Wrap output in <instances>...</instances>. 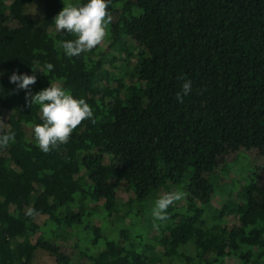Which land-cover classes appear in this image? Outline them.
Segmentation results:
<instances>
[{
	"label": "trees",
	"instance_id": "1",
	"mask_svg": "<svg viewBox=\"0 0 264 264\" xmlns=\"http://www.w3.org/2000/svg\"><path fill=\"white\" fill-rule=\"evenodd\" d=\"M36 1L38 22L25 13ZM63 2L0 0V135L15 133L0 147V264H32L38 249L56 264H264L260 175L235 181L240 202L210 209L211 178L230 155L256 153L264 173V0H110L106 38L124 42L126 62L130 42L138 48L132 73L99 46L64 55L58 41L74 36L53 22ZM13 72H35L33 95L57 84L84 98L95 122L41 152L27 134L39 106ZM185 79L192 91L178 103ZM172 187L184 193L174 214L144 232L149 194ZM119 189L132 196L125 214L108 203Z\"/></svg>",
	"mask_w": 264,
	"mask_h": 264
},
{
	"label": "clouds",
	"instance_id": "2",
	"mask_svg": "<svg viewBox=\"0 0 264 264\" xmlns=\"http://www.w3.org/2000/svg\"><path fill=\"white\" fill-rule=\"evenodd\" d=\"M63 2V0H62ZM63 8L53 18L56 31H63L74 36V39L58 41L67 57L79 56L92 50L106 36V29L112 20L108 11L110 0H77L76 3H64ZM50 71L51 63L46 65ZM42 73L40 70H38ZM3 75V73H0ZM37 76L33 74L13 72L9 82L18 89L25 90L28 103L39 106L42 123L35 124L32 128L33 137L39 150L48 153L57 145L66 143L78 125L85 119L95 122L93 110L84 98H75L71 92L57 84L31 94L30 86L35 84ZM192 91V81L185 79L176 93L175 99L183 103ZM15 138L14 132L0 135V147L7 146ZM184 193L180 190L169 191L158 197L151 209V215L163 221L167 219V209L175 201L182 199Z\"/></svg>",
	"mask_w": 264,
	"mask_h": 264
},
{
	"label": "rangeland",
	"instance_id": "3",
	"mask_svg": "<svg viewBox=\"0 0 264 264\" xmlns=\"http://www.w3.org/2000/svg\"><path fill=\"white\" fill-rule=\"evenodd\" d=\"M74 1V0H73ZM66 3V2H64ZM25 13L32 17L36 22H38L44 13V6L43 3L40 1H36L34 3H31L25 8ZM107 51H110L111 53H115L117 57L116 65L121 66L123 62H126L125 54L126 51H123L122 48L124 47V42L122 41L121 44H112L109 42V40L105 38L97 45ZM138 48L134 46L133 42H130L128 46V52L127 54H131L126 62V66L128 67V70L131 71V73L135 70L134 65L136 63V59H138ZM135 80V78H134ZM133 80V81H134ZM6 113L2 114V119L5 118ZM5 123L2 121L0 123V130L4 129L3 126ZM28 136L33 135L32 130L30 128L27 129ZM256 153L253 152H241L237 154H232L229 156L227 161L223 164V166L217 171L215 177L211 178V181L215 187V192L212 197V202L210 204V209L213 211V209L218 210L222 209L223 205L228 203L229 207H232L235 205V203H238L241 201V196L239 195L238 191L240 189V186L235 187V181L239 180L240 183H243L247 181L248 177H250V174L257 173L261 177V182L264 183V173H261V170L258 166L261 164V160H257V157H255ZM258 169V171H257ZM170 190L175 191L174 187H172ZM180 190V189H179ZM167 193L166 189L163 190H155L152 191L149 194V200L155 201L158 197L162 196L163 194ZM132 198L130 193H127L122 190H117V193L113 196V198L108 202L110 204V209H117L120 208V211H123L122 213H126V211L129 209V201ZM178 206V204H177ZM151 209L153 205H150ZM176 207V201L169 206L167 209V217H171L174 214V210ZM84 206L80 208V212L83 213ZM215 210V211H216ZM72 211H67V215H71ZM121 213V215H122ZM127 215V214H126ZM209 218V215H207ZM46 219L45 215L37 214L35 216V222L42 225L44 223V220ZM112 219V218H110ZM209 221V219H207ZM159 220H156L152 215L151 211H147L145 213H142V217L140 219V227H143V231L147 232L148 234L154 233L155 228L157 227V223ZM130 219L126 223H130ZM141 229H136V232L139 233ZM142 231V230H141ZM82 236V235H81ZM65 242L70 243L72 245H75L72 240H70V236H66ZM232 240H237L246 242V239L241 238L240 235L232 234ZM89 237H85V240H88ZM82 239V238H81ZM80 241V240H78ZM81 245V246H80ZM80 245L78 247L84 249L85 246L90 245L85 242L84 240L80 241ZM78 249L81 253L82 250ZM187 252V251H186ZM188 253V252H187ZM191 253V252H190ZM32 264H56L55 259L52 255H50L47 251L38 249L35 253V258L32 262ZM166 264H183L179 260H169L166 261Z\"/></svg>",
	"mask_w": 264,
	"mask_h": 264
}]
</instances>
